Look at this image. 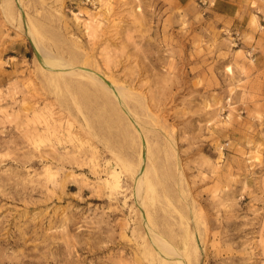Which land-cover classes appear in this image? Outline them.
Listing matches in <instances>:
<instances>
[{
	"label": "rangeland",
	"instance_id": "374dc122",
	"mask_svg": "<svg viewBox=\"0 0 264 264\" xmlns=\"http://www.w3.org/2000/svg\"><path fill=\"white\" fill-rule=\"evenodd\" d=\"M149 226L264 264V0H0V264H164Z\"/></svg>",
	"mask_w": 264,
	"mask_h": 264
},
{
	"label": "bare ground",
	"instance_id": "6f19581e",
	"mask_svg": "<svg viewBox=\"0 0 264 264\" xmlns=\"http://www.w3.org/2000/svg\"><path fill=\"white\" fill-rule=\"evenodd\" d=\"M29 33L32 35V37H35L36 35V34L34 35V32L31 29H29ZM37 46L41 50L42 55L44 56L45 59L44 61L46 62V64H48V66H50L51 71L53 69H61L62 74L70 73V74H78L80 76H85L89 78V81H91L93 84L95 85L99 84V86H101L104 90L107 91L106 93L104 92V94L106 95L105 97L112 95L121 103H124L125 97H128L129 93L126 92L125 87L122 86V84L116 85V83L115 84L109 83V81L106 78H102L99 74L88 70L86 67L82 66L83 68L81 69L77 68L70 60H66L63 57H59L58 55H53L50 52H48L47 49L42 44H40L39 40L37 41ZM112 176L114 178V185L118 186L120 183L118 172H115ZM135 182H136V191L138 194V199L142 204H145L146 195L155 192V185L151 180V178L145 176V174L142 173V171L138 173ZM149 229L152 240L154 241L157 247V256L161 258V262L164 264H167L168 262L171 261L175 262V264H186L185 263L186 258H184V250H185V257L186 256L190 257L192 255L190 251L191 248L194 249L195 252L199 248V244L196 242V235L195 233L194 234L191 233L192 231L190 232L189 228L186 231L183 251H180L177 247L173 246L164 236H162L152 227L149 226ZM188 235L189 236L191 235L193 242H191V239L189 240L187 238Z\"/></svg>",
	"mask_w": 264,
	"mask_h": 264
}]
</instances>
